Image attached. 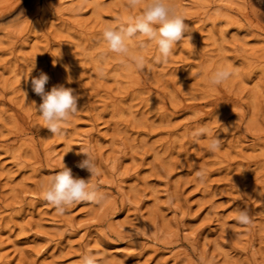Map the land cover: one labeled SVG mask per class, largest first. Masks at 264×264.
<instances>
[{"label":"rangeland","instance_id":"rangeland-1","mask_svg":"<svg viewBox=\"0 0 264 264\" xmlns=\"http://www.w3.org/2000/svg\"><path fill=\"white\" fill-rule=\"evenodd\" d=\"M170 3L185 39L166 64L155 45L130 42V56L146 58L137 70L102 30L143 4L0 0V264H80L87 253L101 264H264V0ZM219 68L234 75L214 86ZM41 72L46 92L79 96L62 136L33 104ZM80 148L103 199L60 215L43 187L64 164L90 178ZM241 210L250 225L237 223Z\"/></svg>","mask_w":264,"mask_h":264},{"label":"clouds","instance_id":"clouds-1","mask_svg":"<svg viewBox=\"0 0 264 264\" xmlns=\"http://www.w3.org/2000/svg\"><path fill=\"white\" fill-rule=\"evenodd\" d=\"M141 4L143 7L139 14L129 16L126 20L117 19L102 30V37L107 43L108 51L129 57L137 70H143L146 67V58L143 55L130 56V42L137 41L140 48L155 45L157 50L155 62L166 64L174 54L178 42L185 39V33L189 27L185 23V18L175 12L170 0H146V2L145 0H128L129 8H136ZM34 68L35 65L31 71ZM233 75L232 70L219 68L211 75L210 83L214 86L222 85ZM48 80L49 77L43 72L38 78L31 79L32 90L42 99L38 107L35 102L33 104L44 122L43 127L54 136H62L66 123L80 110L77 104L79 96L74 94L73 89L63 86H55L51 91L46 92L45 85ZM207 131L206 127H200L192 135L198 138L206 135ZM221 144L219 137L213 138L209 144V151L220 150ZM80 154H83L85 158L78 162L77 167L86 169L90 173V178H74L72 170L64 164L59 171L47 178V183L43 187V199L60 215L82 202L99 203L103 199V193L98 186L90 183L91 177L99 174L94 156L87 148H80L77 155ZM196 176L201 182L206 179V173L203 170L197 171ZM236 221L242 226L252 223L247 210L239 211ZM80 264H101V261L96 255L87 253L81 257Z\"/></svg>","mask_w":264,"mask_h":264}]
</instances>
